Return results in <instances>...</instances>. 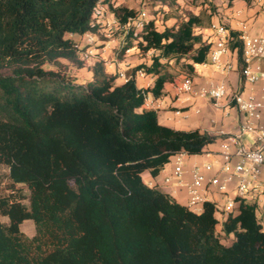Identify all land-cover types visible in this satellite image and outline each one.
<instances>
[{"label": "trees", "instance_id": "obj_1", "mask_svg": "<svg viewBox=\"0 0 264 264\" xmlns=\"http://www.w3.org/2000/svg\"><path fill=\"white\" fill-rule=\"evenodd\" d=\"M151 1L169 13L175 0ZM98 2L123 25L137 15L115 0H0V163L8 167L6 192L0 182V216L8 218L0 219V264H264V208L255 198L236 196L228 214L216 200L195 211L142 177L215 140L163 124L156 109L143 107L148 94L161 97L167 82L207 61L203 30L214 11L166 15L174 20L161 27L159 14L148 12L140 29L123 27L119 53L152 51L150 63L118 82L95 60L81 81L55 66L60 58L84 65L69 34L99 31ZM230 34L241 67L239 32ZM178 63L185 71L177 75L170 66ZM140 68L156 75L151 86L137 85ZM28 218L32 235L20 226Z\"/></svg>", "mask_w": 264, "mask_h": 264}, {"label": "built area", "instance_id": "obj_2", "mask_svg": "<svg viewBox=\"0 0 264 264\" xmlns=\"http://www.w3.org/2000/svg\"><path fill=\"white\" fill-rule=\"evenodd\" d=\"M261 7L264 14V0H252ZM94 22L99 24V28L111 35L112 32L121 27L133 26L140 29L146 20L151 17L145 8H142L137 15L126 24H121L110 9L108 3L98 2L92 14ZM210 36L207 38L210 43L207 52V61L217 69L228 71L232 68L229 59L231 50L229 40L231 39L230 29L225 24L212 22L209 26ZM238 37L242 42L241 75L246 84H254L260 80L264 81V68L261 60L264 58V33L251 34L247 30L239 32ZM82 41L78 47L81 50L82 58L85 60L95 54L94 44L96 38L94 33L87 31L82 34ZM148 74L143 68L136 71V76ZM118 75L126 78L127 74L120 71ZM175 98L188 101L191 98H209L215 105L229 96L228 89L224 81L209 84H196L192 76L183 75L174 81ZM230 100L238 110L242 111L246 118L242 126L243 132L254 134L255 146L248 147L237 144L239 135H230L220 144L221 164L218 173L207 177L206 172L212 170L213 164L206 163L202 166L195 165L190 171V180H185V153L179 152L171 159L172 171L165 175L164 183L184 185L188 194V206L198 209L207 200L206 191L208 187H213L223 196L222 203L217 201V209L220 213L228 214L233 211L236 205V196L255 198L264 193V181L259 177L261 168L264 166V126L257 124V121L264 117V102L250 91H237L230 95ZM146 101V99H145ZM147 104L152 109H157L159 104L155 100H149ZM177 114L187 115V111L182 108L175 110ZM199 112V108H196ZM237 144L236 146L233 145ZM223 174V177L220 176ZM236 180L234 190L231 192L229 183Z\"/></svg>", "mask_w": 264, "mask_h": 264}, {"label": "crops", "instance_id": "obj_3", "mask_svg": "<svg viewBox=\"0 0 264 264\" xmlns=\"http://www.w3.org/2000/svg\"><path fill=\"white\" fill-rule=\"evenodd\" d=\"M251 1L247 0H231L229 8L226 10V22L225 24L229 29L241 32L247 30L251 34L264 33V14L261 12V7L250 4ZM122 4L121 0H116V4ZM256 4V3H255ZM129 7V4H125ZM174 20L173 17L167 19V23H171ZM212 22H217L213 21ZM123 31V27L119 28ZM206 31V32H205ZM99 35L95 36L96 42L94 44V52L92 56L85 62L88 65L89 77L91 76L90 66L95 60H102L105 66V70L109 74H118L120 71L127 73V70L132 66H135L141 62L147 64L150 63L151 59L147 57L132 58L130 55L133 52L138 51L136 46L129 47L123 53L113 52L112 47L114 46V39L107 34L104 29H99ZM204 37L210 36L211 29L206 28L203 30ZM97 33V32H96ZM75 40L82 38L79 34H69ZM83 43V41L81 42ZM121 48L123 44L120 45ZM119 47V49H121ZM150 52V51H149ZM229 59L232 63V68L228 71L219 70L214 64L211 63H197L194 66L192 78L198 85L216 83L218 81H224L228 94L219 105H215L214 102L209 98H191L188 101L182 102L180 99L175 98L174 81L183 75L177 76L173 81L167 82L164 88V94L161 97H153L148 94L143 107L150 108L147 104L149 100H155L158 102L159 107L156 109L158 112V119L161 123L179 128V129H199L202 132H207L210 135L215 136V140L209 143L206 150L201 154H186L185 155V180H190V171L195 165H204L206 163H212L213 168L206 172V176L210 177L218 173V169L221 164L220 155V144L226 140L230 135H239L238 143L248 147L255 146L254 134L252 138L248 136L247 132L242 131V126L245 121V114L238 110L234 105V102L230 100V95L237 91H250L253 92L258 98L264 102V81L260 80L254 84H246L243 76L241 75V67L238 64L236 52L231 50ZM84 63V64H85ZM261 64L264 68V58L261 60ZM82 68V67H81ZM156 78L155 74L148 73L145 76H136V83L140 87H148L154 83ZM81 81L88 79L86 75L80 77ZM125 78L120 76L117 77L118 82L124 81ZM182 108L187 111V115L177 114L176 109ZM196 108H199V112H196ZM257 124L264 126V117L257 121ZM237 144L233 145L236 146ZM172 171V163L168 162L163 169L155 176L151 175L148 171L142 173L143 180L149 184H159L163 190L169 192L175 197L180 203L188 206V194L187 189L184 185H177L175 183L165 184L164 177ZM223 177V174L220 173ZM259 177L264 181V166L261 168ZM236 180L234 179L229 183V189L232 192L235 188ZM219 192L213 187H208L206 191L207 200L218 201ZM260 209L264 208V193L259 194L255 197ZM195 211L202 210V206ZM219 217V214H217ZM222 217V215H220ZM218 223V227H219Z\"/></svg>", "mask_w": 264, "mask_h": 264}, {"label": "rangeland", "instance_id": "obj_4", "mask_svg": "<svg viewBox=\"0 0 264 264\" xmlns=\"http://www.w3.org/2000/svg\"><path fill=\"white\" fill-rule=\"evenodd\" d=\"M122 4H129L130 6H132V8H134L136 10V12L138 13L142 8H145L148 10V12L151 15H155V14H159L160 16V21H159V26L161 27L162 25L166 24L167 22H165V16L166 15H182V14H186L188 12H194V13H199L201 9L205 8L207 10H212L214 11V14L212 15V20L217 21L220 24H223L224 22H226V10L230 7V0H175L172 3V8L171 11H169V13H165L163 12L160 7V2L159 1H151V0H147L145 1V4L143 5L141 3L140 0H121ZM116 3V0H115ZM252 3V5H257L255 4L253 1L250 2V4ZM100 29V28H99ZM125 30V29H124ZM206 32V31H205ZM99 31L97 33H94L95 36L99 35ZM261 33V32H257ZM114 39V46L111 48L113 52H119V47L121 48V44H124L123 39H124V34L123 31L121 29H116L112 32L111 36ZM79 40V45L82 42V38L78 39ZM153 52L150 51L148 52L146 55L145 54H141V52L136 51L131 53L130 55L132 56V58L136 59L137 57H148L152 54ZM60 63L58 65L55 66V68L59 69L61 73L68 72L69 74H74L75 76H84L86 75L89 78V72H88V65H86V63L82 66V68H78L77 66H75L72 62H70L69 60L65 59V58H60ZM88 59L85 60V62H87ZM183 61H181L182 63ZM181 63L178 64H173L172 66H170V70H172L173 72L177 73H181L182 71H185L181 68ZM248 136L250 138H252V134L250 132H247ZM254 139V137H253ZM7 172H8V167L3 164L0 163V182H1V186H2V190L4 192L7 191ZM22 186V185H21ZM25 192L27 193L28 190L23 186ZM218 201L222 203L223 201V196L221 193L218 194ZM263 217V216H261ZM0 219L3 222H8V218L6 216H0ZM21 229L23 232H25L27 235H32L35 231V227H34V222L32 219L28 218V219H24L21 224ZM220 236L222 237V240L224 243H229L230 238L227 236H224L223 234L219 233Z\"/></svg>", "mask_w": 264, "mask_h": 264}]
</instances>
